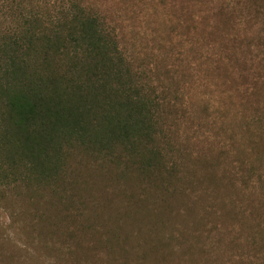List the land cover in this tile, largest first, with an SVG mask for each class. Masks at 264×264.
Instances as JSON below:
<instances>
[{
  "label": "rangeland",
  "instance_id": "1",
  "mask_svg": "<svg viewBox=\"0 0 264 264\" xmlns=\"http://www.w3.org/2000/svg\"><path fill=\"white\" fill-rule=\"evenodd\" d=\"M82 9L153 98L158 159L0 170V264H264V0H0V33Z\"/></svg>",
  "mask_w": 264,
  "mask_h": 264
},
{
  "label": "trees",
  "instance_id": "2",
  "mask_svg": "<svg viewBox=\"0 0 264 264\" xmlns=\"http://www.w3.org/2000/svg\"><path fill=\"white\" fill-rule=\"evenodd\" d=\"M73 22L48 34L0 33L2 180L24 170L57 181L78 148L139 156L147 167L158 159L154 100L138 88L112 30L85 9Z\"/></svg>",
  "mask_w": 264,
  "mask_h": 264
}]
</instances>
